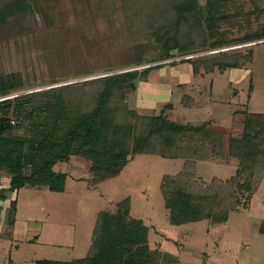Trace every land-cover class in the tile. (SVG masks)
I'll return each instance as SVG.
<instances>
[{"label": "trees", "instance_id": "trees-1", "mask_svg": "<svg viewBox=\"0 0 264 264\" xmlns=\"http://www.w3.org/2000/svg\"><path fill=\"white\" fill-rule=\"evenodd\" d=\"M122 2L133 37L141 41L148 37L157 46L151 63L214 50L226 44L208 45L204 40L208 38L206 30L212 35L217 31L210 24L213 15L207 18V28L198 20L202 18L198 0ZM208 4L211 12L222 8L220 0H209ZM90 5V0H0V24L9 14L27 8L39 17L45 31L40 41L49 76L43 80L35 74V81L24 84L21 74L0 75V99L25 88L66 79L54 74L55 61L58 60V67L62 66L57 57L61 39L74 35L77 42H88L86 35L72 30L69 20L74 10L80 13L91 9ZM254 38L262 39L264 33L247 39ZM251 55L220 52L181 63L191 64L195 75L201 69L209 74L216 68L224 74L228 69L241 70L253 59ZM142 64L136 63L134 67ZM88 65L74 78L127 67L121 61L120 52L115 58L103 55L93 61V66L88 68ZM161 66L99 76L0 101V185L3 176L9 179V187L0 190V202L7 201L3 195L5 190L12 194L20 189L64 193L67 173L56 171L55 167L73 157L89 162L94 182L100 183L118 177L136 155H147L184 161L181 172L165 175L161 181L160 190L170 212L171 225L201 221L220 225L228 221L232 212L248 208L264 178V113H245L240 137L215 129L212 121L174 120L169 115L174 109L170 103L159 115H140L129 107L128 98L137 91L141 76ZM194 102L188 95L181 99L188 109L194 107ZM212 158H226L229 163L237 161L236 174L227 180L213 177L210 183L198 179L197 163ZM130 206L128 198L117 204L115 213H100L93 243L85 257L72 261L38 260L36 264H160L150 250L148 226L130 215ZM2 208L0 204V215ZM17 215L16 197L10 201L9 226L16 225Z\"/></svg>", "mask_w": 264, "mask_h": 264}, {"label": "rangeland", "instance_id": "rangeland-1", "mask_svg": "<svg viewBox=\"0 0 264 264\" xmlns=\"http://www.w3.org/2000/svg\"><path fill=\"white\" fill-rule=\"evenodd\" d=\"M90 1L91 9H83L80 13L74 10L69 20L72 30L86 35L88 42H77L74 35L61 39L57 57L62 66L58 67L56 60L54 74H61L66 79L56 84L25 88L9 96L163 65L150 71L149 75L141 76L137 91L128 98L129 107L140 115H159L170 103L174 109L168 113L174 120L212 121L215 129L240 137L245 113H264V38L247 39L256 33H264V0H220L222 8L212 12L209 0H198L202 15L198 20L207 28V18L213 15L210 24L217 31L212 35L206 30L209 39L204 40L208 45L226 44L214 50L155 63L151 61L156 56V44L148 37L143 41L133 37L123 13L122 0ZM41 26L39 17L30 8L11 13L2 21L0 75L21 74L24 84L35 81V74L39 79H49L48 63L40 41V36L45 34ZM118 52L127 67L74 78L86 70L89 62L88 68L93 66L96 58L103 55L115 58ZM220 52L252 53L253 59L241 70L228 69L224 74L216 68L209 74L201 69L195 75L191 64L181 63ZM139 62L143 64L134 67ZM175 69L187 76L183 80L176 77ZM164 87V92L157 93L156 90ZM151 88L152 93H149ZM184 95L194 98L195 107H184L181 103ZM227 150L226 146V154ZM90 166L81 157H73L68 163H59L55 167L56 171L67 173L64 193L27 189L14 194L8 190L3 192L7 201L0 202L3 207L0 264H36L38 260L72 261L85 257L93 243L100 213H115L117 204L128 198L130 215L142 220L149 228L150 250L160 264H264V178L249 207L232 212L226 223L212 225L210 221H201L173 226L160 186L165 175H176L183 170V160L136 155L118 177L100 183L94 182ZM237 169V161L229 163L226 158H212L197 163L196 177L206 183L213 177L227 180ZM4 177L0 190L9 187L8 178ZM15 196L18 215L16 225L11 227L8 225L9 206Z\"/></svg>", "mask_w": 264, "mask_h": 264}, {"label": "crops", "instance_id": "crops-1", "mask_svg": "<svg viewBox=\"0 0 264 264\" xmlns=\"http://www.w3.org/2000/svg\"><path fill=\"white\" fill-rule=\"evenodd\" d=\"M167 70H169V69H167ZM175 71H176V72H175L174 75H175L176 77H178V78H179V77L182 78V80L184 79V77L187 76V74H186V75H183V74L179 73L177 69H175ZM170 73H171V71H169V75H170ZM177 75H179V76H177ZM155 90H156V89H155ZM164 90H166L165 87L162 88V89L156 90V91H157V93H158V92H162V91L164 92ZM148 92H149V93H150V92L152 93V88L149 89ZM158 95H160V94H158ZM194 107H195V106H194ZM3 178H6V177L3 176ZM3 178H2V179H3ZM7 180H8V182H9V179H7ZM1 182H2V180H1Z\"/></svg>", "mask_w": 264, "mask_h": 264}, {"label": "built area", "instance_id": "built-area-1", "mask_svg": "<svg viewBox=\"0 0 264 264\" xmlns=\"http://www.w3.org/2000/svg\"><path fill=\"white\" fill-rule=\"evenodd\" d=\"M16 96H18V95L9 96V97H4V98H1L0 101L7 100V99H10V98H14V97H16ZM11 123H12V124L15 123L14 119H12Z\"/></svg>", "mask_w": 264, "mask_h": 264}, {"label": "water", "instance_id": "water-1", "mask_svg": "<svg viewBox=\"0 0 264 264\" xmlns=\"http://www.w3.org/2000/svg\"><path fill=\"white\" fill-rule=\"evenodd\" d=\"M132 70H138V69H132ZM132 70H131V71H132ZM78 82H79V81H78ZM74 83H75V82H74Z\"/></svg>", "mask_w": 264, "mask_h": 264}]
</instances>
